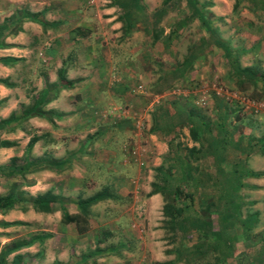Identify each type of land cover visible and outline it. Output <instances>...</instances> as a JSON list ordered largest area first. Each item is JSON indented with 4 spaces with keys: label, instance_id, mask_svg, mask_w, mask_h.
I'll use <instances>...</instances> for the list:
<instances>
[{
    "label": "rangeland",
    "instance_id": "rangeland-1",
    "mask_svg": "<svg viewBox=\"0 0 264 264\" xmlns=\"http://www.w3.org/2000/svg\"><path fill=\"white\" fill-rule=\"evenodd\" d=\"M115 1L117 0H0V19L4 18L6 16L5 14L10 13L11 8L9 7H11L10 5L12 3H16L23 10L27 9L30 11H36L44 4H54L57 7V13L54 14L56 18L64 17L67 14V12H62L63 6L73 7V16L71 15L68 18L67 27L69 28L72 23L77 22L80 24L84 23V21L93 27L94 35H98L99 37V45H101L103 50L110 53L111 62H106V67H110L115 71L116 76L113 74V77L117 78V76L123 73V70L118 73L116 72L120 69H129L127 71L134 70V73H131L132 75H127V96L119 100L121 101L120 104L124 105V110L122 108L119 110L120 114L133 111L135 113H142V130L145 133H149L152 129L156 130L157 127L159 128L160 121H162L160 125H163V127L167 125H164V123L169 122L167 117L160 121L158 118L160 111L164 110L163 107H166L167 104L169 105L170 111H173L176 115L180 113L181 117L184 116L183 112L186 114L188 110H191L194 114L193 119L203 120L210 126V133L208 131V133L204 134V137L200 138L202 144L209 142L213 132H215L216 128L213 122H216L217 119H222L225 129L228 132L225 133L226 139L231 141V145L227 147L232 148V150L234 148L236 151L239 150L242 153L246 152L249 155L246 158L249 159L248 165L264 170V151L260 144V139L264 136V92L261 91L258 82L253 85L251 84V86L248 85L244 91L239 90V85H244V83H238V78L235 77L233 69L224 58L223 50L214 41L217 38L221 42L226 43L238 65L254 66L258 73L259 64L262 65L259 66V71H264V54L262 57L260 54L258 55V44L260 45V41L264 35V9L260 8V6L258 8L257 6H253L247 0H196V7L200 8L214 33L211 35L199 22L196 15L191 13V9L186 4V0H169L165 3H163V0H140V10L132 15L134 25L125 33L124 28L121 27L123 23L121 19L123 11L116 6ZM160 9L164 11L161 16L157 13ZM75 10L78 12H74ZM110 16H113V20L111 21L108 19ZM112 21L118 25V28L112 26ZM39 52L42 53L41 48ZM25 57V61L23 60L12 65L13 71L16 69L20 71L17 81L24 79L22 78L24 76L28 78L27 72L32 67L40 69L36 66L37 63L35 60H31L29 56ZM184 58L185 62L182 63ZM38 63L43 62L38 61ZM19 66H22L20 68L21 70H19ZM33 79L24 82L27 86H30L32 82L37 81V79H34L35 81ZM21 82L24 83L23 81ZM29 92L28 94H30ZM248 101L252 105H248ZM13 111L10 113H13ZM17 123L12 122L10 130H0L1 137L5 135L14 137L17 135L16 139L21 143V146L19 143L16 144L17 147L13 150L14 154L11 156L7 155L6 162L0 165L7 164L12 156L20 158L25 151V146H22V144L27 142L29 137L35 134L36 129L32 124H28L27 121L25 123H22V121ZM61 124L58 123V126L61 127ZM183 124L185 125V123ZM137 125L138 128H136V125L134 126L136 131L140 127L138 123ZM52 129L53 127L48 126L46 128L48 131ZM42 131L44 130L42 129ZM140 131L141 128L139 129V133ZM78 132L76 131V133ZM49 133L57 138L65 134L69 135L66 132L64 134L55 130ZM129 134L131 136L126 135V138L122 141L123 143L125 142L127 151H123L122 148L119 149L121 153H125L126 157H124V161L128 163V161L132 160L129 157H134V159L143 157L142 161H145V165L139 166V164L135 165L130 163L128 172H125L117 161L114 165V168H116L115 174L121 175L122 173H127L128 177L122 188L117 187L119 183L115 180V174L112 175L114 176L113 179L106 169L108 164L111 163L110 161L113 159L118 160V157L112 156L111 160H109L110 158L106 157V152L103 153L102 151L95 152L94 155L92 153L89 156L74 157L73 160L75 161L73 165L71 164L66 168L70 171L62 172L59 176H53V173H51V175L53 174L52 176H48L49 174L47 172L45 174L44 172L35 174L27 173L22 178L23 182L18 185V189L24 191L25 197L34 196L37 193H42V191L50 190L52 193L58 195L59 198H66L65 207H63L65 210L71 212L74 210V206L70 199H74V195H77L78 191L75 187L81 182L78 179H82L81 177L84 175L83 171L80 170L81 164L84 165L86 163L89 171L91 169L95 170L90 172V176L85 180L86 183L91 184L86 189L79 190L81 194L87 191L89 192L90 189L100 188L103 184H115L116 186L111 187V190H113L112 192L114 194L120 196V201L116 204L109 200L96 206H91L90 209L93 212V216L89 218V230L85 235H76V240L71 237L70 234L72 233L67 228H64L65 225L60 222L59 208L47 213L34 209L30 210V206L27 204L26 209L29 210L23 211L19 216L21 218L11 216L12 221H19L23 224H10L1 227L5 228L3 231H5L4 233L6 235H4L8 239L4 240V236L0 235V248L6 243H9V241L21 240L32 233L42 231L50 232L52 235L45 238L41 245L35 242L32 246L22 247L14 253L22 254L25 262H29L30 264H47L52 260H58L68 264L69 260L67 258L70 254L74 255L73 258L78 259L80 257L84 259L75 262L77 264L121 263L122 260L114 262L117 260L111 256L110 251L105 249L106 246H116V243L121 240L118 232L111 233L112 236L108 237L105 242L97 244L94 241L93 235L99 229H113L114 231L117 229L119 231V227H123L121 225L123 221L120 220V216L128 218L124 223L130 229L136 228L142 230V228L148 227L147 220L144 219L142 214L143 206L139 204L137 199L139 196H144V185L150 183V189H152L154 181H159L156 178L155 169L151 172L142 170L144 167L146 169L148 168L150 159L152 163L151 167H154L155 148L150 151L146 147V145H149L150 139H148V136L144 137L143 134L142 136L139 135L133 142L134 137L132 135H136H134L133 131ZM171 134L173 135H171L172 137L169 136L171 137V141H175L176 147L183 155L185 153L188 154L187 149L189 147L192 145L195 146L196 150L191 152L189 156L193 155L195 165L201 166L202 168L198 173V181L202 183V179H205L208 183L209 177L207 176L211 177L212 172H209L207 169L209 162L207 156L210 158L209 155L211 154L205 152L204 147L197 140L191 139L184 128L181 130L178 129L177 131L173 130ZM217 134L220 136L222 133H218L217 131ZM232 137L237 138L236 140H232ZM136 140L138 141L136 142ZM119 145L121 146V144H113V151L115 153H117L120 147ZM93 146L95 147V144ZM21 150L23 152L20 154ZM33 150L35 152H32ZM33 150H29L30 156L38 157L35 155H38L40 149L34 147ZM126 152L130 154L126 155ZM61 153L55 151V154L51 156L59 158L61 157ZM144 153L147 156V160H145ZM170 155V152L166 154V160L168 162L173 157ZM253 155L255 157H252ZM103 158L107 160V163L104 165L101 161ZM121 159H123V156ZM147 162L148 165L146 166ZM242 163L247 164L245 160ZM162 164L166 165V161H162ZM96 169L99 170V174ZM64 174L76 177V179H71L73 183L71 185L72 188L69 186H65L63 189L61 188L60 183H66L60 182L59 177L65 176ZM173 175L172 182L177 183L179 172L175 171ZM247 176H242L241 187H238L241 173L239 182H237L235 172L229 174V177H226V179L224 178V199L227 200L226 203L229 205L228 209L231 208L229 212V218L231 219H239L240 217H245V215L249 218L252 213L255 214V223L251 224L250 222L246 224L248 225L247 232L250 234V240H252V237L253 240H258V258H260L261 255L264 256L261 252V248L264 247V239H262L264 235V178L256 179L251 175L254 178L252 179ZM130 178L134 181L137 179L138 181L131 183L129 181ZM20 179L17 177L16 181L19 182ZM35 180L40 182L37 188L32 186L35 184ZM244 181L250 187L245 188V185H243ZM10 182L11 178H5L0 175V194L10 190ZM82 182H84V179ZM58 186L62 190L57 189ZM197 187L198 190L193 192L195 196L198 195L195 197L194 203H198L200 210L203 207V203L200 205L198 200H202L201 195L205 194L206 187L202 188L199 185ZM237 189L239 192L241 190V194L244 197H240L238 194L235 196L236 193L234 191ZM244 198L247 200L246 203ZM236 204H239V206L237 207ZM141 206L142 208H140ZM238 208H240L241 216ZM136 209L139 212V216L135 212L137 211ZM117 214H119V222L118 218L116 221ZM134 215L136 220L134 219ZM157 216L158 214L153 216V220L155 219L156 221ZM149 227L153 228L155 226L152 225ZM219 235L222 238L220 243L224 244L226 248L228 247V243H233L232 239L234 237L232 235L225 236L223 233H218V237L216 236L218 239H220ZM2 240L5 241H3V244H1ZM95 247H98L99 250H96ZM39 250L42 252L41 256H37L36 254ZM230 252L227 249V253ZM12 255L13 252L7 255V261L11 259ZM123 255L124 257L126 256L125 253ZM191 257L192 252L188 259ZM248 260L250 259L248 258ZM219 261L221 260L219 259ZM238 263L239 260L237 259L235 264ZM246 263L247 261L241 264Z\"/></svg>",
    "mask_w": 264,
    "mask_h": 264
},
{
    "label": "crops",
    "instance_id": "crops-1",
    "mask_svg": "<svg viewBox=\"0 0 264 264\" xmlns=\"http://www.w3.org/2000/svg\"><path fill=\"white\" fill-rule=\"evenodd\" d=\"M10 6V13L5 14L7 17L5 16L0 19V78H5L9 83V85L0 84V119L6 118L12 110H14L13 114L16 116L21 110L31 107L34 104L37 105L38 110H40L39 114L35 113L25 118H19L22 123L27 121L28 124H32L36 129L34 135H37L38 139L33 143L30 150H33L34 147H38L40 152L38 155H35L38 157L42 155H47L53 159L71 157L59 170L43 168L33 172L34 174L43 172L45 174V172H47L49 174L48 176H52L53 174V176H59L62 172L70 171L66 168L71 164L73 165L75 161L73 160L74 157L89 156L92 155V153L94 155V153L98 151H102L103 153L106 152V157H109V160H111L112 156L118 157V160H111V163L108 164L106 168L111 176L116 172L114 165L117 161L125 172H128L130 163L144 166L145 161H142L143 157L134 159V157L128 156L132 160L126 163L124 161V157H126L125 153L123 154V152L121 153L119 151L121 148L123 151H127L124 144L125 142L123 143L122 141L126 138V135L131 136L129 134L131 131L136 135H132V137H134L133 142L139 135L142 136L144 134V137L148 136V139H150V146L146 145L148 150L150 149L151 151L155 148L154 167H151L152 163L150 159L148 168L146 169V167H144L142 170L151 172L155 169L156 178L159 181H154L155 185L152 186V188L155 190L152 192H150V183L144 185V196H139L137 199L139 204L143 206V208L142 206L140 208H142V214L144 219L147 220L148 227L142 228V230L136 228L130 229L127 227V224L124 223L128 218L123 216L119 217V214L116 215V221L119 217L120 220L123 221L121 223L123 227H119V231L117 229L116 231L113 229L109 230L112 234L113 232H118L121 240L116 243V246H106L105 248L110 251L111 256L117 260L114 262L122 260L121 263L117 264H232L233 262V264H235L238 259L241 264L249 258L250 260L248 261L251 264H258V240H253V237L252 240H250L251 237L247 232L248 225L246 224L247 215L239 219L229 218L231 208L228 209L229 205L226 203L227 200L224 199L225 183H223V179H226V177H229V174L235 172L237 182H239L241 173L240 184L238 183V187H241L243 175H250L248 172H258L257 176H252L256 179H263L264 170L250 167V165H248L249 159H246L249 155H247L246 152L242 153L239 150L236 151L234 148L232 150V148L227 147L231 145V141L225 138V133L228 132L225 129L223 120L217 119L216 122H213V124L219 125V127L222 128V130L218 131V133L221 132L222 134L219 136L217 130H215L208 142L214 147V149H209L208 153L211 154L209 155L210 158L207 156L209 160L207 169L209 172H212L211 177L207 176L209 177L208 183L205 179H202V183L198 181V173L202 168L201 166L195 165L193 155L187 156V163H189L187 168L193 172H191L192 178L190 181V184L193 186H190L188 190H198V185L202 188L206 187V195L202 194L201 199L203 202L204 200L210 202L208 208L209 213L207 217H205L202 212H199L198 203H194V199L198 195L195 196L193 194L190 204V217L194 219L204 217L203 219L209 221L208 224L196 228L188 224L187 219L185 220V218H182L181 224L185 226H176L174 228L167 227V216L163 213V205L168 200V195L172 192L171 187L174 185V182H172L174 177L173 172H180L181 167L180 163L174 162L172 157L168 162L166 160V154H169V152L172 154V150L174 149L175 152L184 157L183 153L176 147L175 141H171L170 138L173 136L171 134L173 130L177 131L178 129L181 130L184 128L186 133L189 134L188 129L190 123L188 118H186V114L182 111L184 116L181 117L180 113L176 115V113L170 111L169 105L167 104V108L163 107L164 110L160 111L158 116L159 121L167 117L169 122L164 123V125H167L163 127V125H160V123H162V121H160L159 128L157 127L156 130L152 129L149 133H145L142 130V113H135L133 111L120 114L119 111L120 108L124 110V105H121V101L119 100L127 96V75H132L131 73H134V70H130V72L127 71L129 69H120L116 72L118 73L123 70V73L117 76V78L113 77L115 71L110 67H106L107 63L111 62L110 53L103 50L101 45H99V37L98 35H94L93 27L88 25L89 23L86 21L80 24L77 22L74 24L72 23L69 28L67 27L68 18H70L71 15L73 16V7L69 8L63 6L62 12H67V14H65L64 17L56 18L54 14L57 13V7L54 4L41 5L36 11L23 10L21 9L22 7L16 5V3H12ZM74 12L78 11L75 10ZM27 13H37V16H35V19H32L26 16ZM112 18L113 16H110L108 18L109 21L113 20ZM42 22L44 24H42ZM111 24L118 28V25L113 21ZM76 28L79 29L77 32H75ZM84 31H87V36L81 35ZM40 48L42 49V53L39 52ZM259 54L261 57L264 54V35L260 41V45L258 44V55ZM25 56H29L31 60H35L37 63L36 66L40 69L32 67L27 72L28 78L24 76L22 77L24 79L17 81L20 71H17L16 67V70L13 71L12 65L23 61ZM37 60L43 63H38ZM259 66L262 65L258 64V69ZM18 68L21 70L20 68H22V66ZM60 70L63 72V77L61 79L58 78ZM32 76L34 79H37V81L32 82L30 87L27 86L24 81H31L33 79ZM58 79L63 85L58 84ZM28 92L30 94H28ZM58 123H62L61 127L58 126ZM137 123L140 126L139 129L141 128L140 133L139 129L136 131L134 128L135 125L136 128H138ZM183 123H185V125ZM47 126L53 127V129L48 131L46 130ZM42 129L44 131H42ZM7 130H10V128L5 131ZM54 130L61 133L66 132L69 135L64 133L65 135L59 136L58 138L53 137L49 132ZM76 131L79 132L76 133ZM45 134H47V137L43 136ZM0 138L14 141V144L9 147H0V164H3V162H6L7 155L11 156L14 154L13 150L17 147L16 144L19 143L21 146V143L16 139L17 135L14 137L6 135L1 137L0 135ZM236 138L237 137H232V140H236ZM138 140H136V142ZM116 143L121 144V146L119 145L120 147L117 153L113 151V144L115 145ZM25 144L26 142H24L22 146H25ZM94 144L95 147L93 146ZM55 151L62 152L60 154L61 157H52ZM22 152L23 150L20 151V154ZM32 152H35V150ZM129 154L128 152L126 155ZM122 156L123 159H121ZM144 156L145 160H147L145 153ZM252 157L255 156L253 155ZM243 160H245L247 164H241ZM101 161L103 165L107 163L106 158H103ZM162 161H166V165H163ZM84 165H80V170L83 171L84 175L81 177L82 179H78L81 182L75 187L78 193L74 195V199H70L74 206V210L71 212L66 210L68 213L76 211L75 200L77 196L86 197L104 187H107L109 191L112 192L113 190H111V187L116 186L110 183L103 184L100 188L98 187L94 190L89 188V192L87 191L81 194L79 190H84L91 184L86 183L85 180L90 176V172L95 171L92 169L89 171L86 163H84ZM147 165L148 162L146 163V166ZM185 166H187V164ZM167 171L169 173L168 175ZM97 172L99 174V170H97ZM101 172H103V170H101ZM51 173L53 174L51 175ZM101 174L103 175V173ZM71 176L65 175L59 177L60 182L66 183H60L62 189L63 187L65 188V186L72 188V180L76 179V177ZM252 176L250 175L247 177L254 179ZM113 177L114 176H112V178ZM115 177V180L119 183L117 187L122 188L128 178L127 173H122L121 175L115 174ZM131 178L129 179L131 183L138 181L137 179L134 181ZM164 178L167 179L165 181V188L167 187V189L163 187ZM83 179L84 182H82ZM39 184L40 182L35 180V184L32 186L37 188ZM243 185H245V188L250 187L245 181ZM58 187L57 189L62 190L60 186ZM234 192L236 193L235 196L237 194L240 197L243 196L241 190L239 192L237 189ZM112 193L114 194V192ZM59 199L60 204L64 206L66 198L60 197ZM244 199L246 203L247 200L246 198ZM109 200L117 204L118 201H120V196L117 195V197L113 199L107 198L105 200H99L91 206H96L97 204ZM199 201L200 200H198V202ZM236 206L238 207L239 204H236ZM56 209L57 208L54 210ZM27 210L29 209L22 210L18 207H14L0 212V221H12L13 219L11 216L14 218H21L19 217L20 214ZM30 210L33 209L30 207ZM238 211L241 216L240 208H238ZM135 212L138 214L136 215L139 216L138 210ZM90 213L89 218L93 216L91 209ZM156 214H158V216L155 221V219L153 220V216ZM134 219L136 220L135 215ZM152 225L155 227H149ZM1 227L4 226H0V232H2L0 235L4 236L3 239L6 240L8 238L5 237L6 234L4 233L5 231H3L5 228ZM64 228H67L72 233L70 234L71 237L75 239L77 234L73 230V227L66 224ZM218 233H223L225 236L232 235L234 237L232 239L233 243H228V247L226 248L224 244L220 243L222 241L221 235H219L220 239L217 238ZM112 234L110 236H112ZM4 240L1 241V244L5 242ZM227 249L231 252L227 253ZM191 252L192 257L188 259ZM123 253L126 254L125 257ZM72 257H74V255L70 254L67 258L71 263L78 261L77 258L72 259ZM78 259L81 258L79 257ZM219 259L222 262L219 261Z\"/></svg>",
    "mask_w": 264,
    "mask_h": 264
},
{
    "label": "trees",
    "instance_id": "trees-1",
    "mask_svg": "<svg viewBox=\"0 0 264 264\" xmlns=\"http://www.w3.org/2000/svg\"><path fill=\"white\" fill-rule=\"evenodd\" d=\"M140 0H117L115 1V4L118 8L122 9V28H124V32L127 33L129 29H131L134 25L133 20V13L136 11H139L141 6L139 3ZM169 0H163V3L167 2ZM249 3H252L253 6H257V8L260 6V8L264 9V0H247ZM196 0H186V4L191 9V13L193 15H196L199 22L204 26L206 31L213 35V31L208 25L205 17L203 16L200 8L196 7ZM164 11L160 9L157 11L158 15L161 16V14ZM29 18L35 19V16H37V13H27L26 15ZM42 24H44L42 22ZM79 30L78 28L75 29ZM82 36H87V31H84ZM215 43L223 50L224 58L226 62L229 64V66L233 69L235 77L238 78V83L244 85H239V90L244 91L247 89L248 85L251 86V84H255L258 82V86L261 87V91L264 92V71L256 72V67H251L249 65L246 66H240L236 62V59L233 55H231V50L229 46L221 42L219 39L215 38ZM185 62V58L183 59L182 63ZM62 70L59 71L58 78L61 79L63 77ZM58 79V80H59ZM0 84L9 85V83L6 81L5 78H0ZM59 85H63V83L58 82ZM260 91V92H261ZM254 95V94H252ZM251 95V96H252ZM250 96V97H251ZM253 98V97H252ZM40 110H38L37 105H32L31 107H28L26 109L21 110L16 116L13 113H10L6 118L0 119V130H6L11 128V123H17L21 120L19 118H25L28 116H31L32 114H39ZM193 111L188 110L186 112V118H188L189 121V129L188 132L193 140H197L202 147H204L205 152H209V149L214 147L212 144L205 142L204 144L201 143L200 138L204 137L205 133H208L210 130V126L205 123L203 120L199 119H192L193 117ZM224 116V115H221ZM19 124V123H17ZM154 128V127H153ZM215 128L217 131L222 130L219 125H215ZM210 133V131H209ZM44 137H47V134L43 135ZM226 138V136H225ZM38 139L37 135H32L29 137L28 141L25 145V151L21 155L20 158L16 156L10 157V160L7 164L0 165V175L5 178H11V182L9 183V191L5 192L3 194H0V212H4L8 209L18 207L22 210H25L26 207L29 205L32 209L36 211L41 212H51L55 208L60 209V222L62 224H69L73 227V230L78 236L85 235V233L89 230V221L88 218L90 216V206L94 203H96L99 200H105L107 198L113 199L117 197V195H114L107 187L101 188L98 191H95L94 193L86 196L81 197L77 196L75 200V209L76 211L73 213H68L63 205L60 204V199L58 195L52 193L50 190H46L42 193H37L34 196L25 197L24 191H21L18 189V185L23 182L22 178L27 173H33L37 170L43 169V168H53V169H61L62 166H64L66 161L68 162V158L61 157L60 159H53L47 155H42L39 157H31L29 154V150L33 143ZM262 150L264 151V136L260 139ZM14 144V141L0 138V147H9ZM195 149V146L192 145L187 149V153L184 157L180 156L179 153L175 152V150H172V154L170 156H173L172 159H174L175 162L180 163V172L177 179V183L174 182V185L171 187L172 192L168 195V200L163 205V213L166 218V225L169 228H174L176 226H185L182 225V218L187 219L188 224L195 226L196 228H200L201 226H204L205 224H208V220H205L203 218H191L190 217V204L192 202V196L193 192L195 190L190 191L188 188L190 186H193L190 184L191 178H192V171L188 170V155H190L191 152H193ZM187 164V166H185ZM192 172V173H191ZM167 171V175H168ZM250 175H257L258 172H248ZM21 178L19 182L16 181V179ZM166 178V176H165ZM163 179V187L165 188L166 183L165 181L167 179ZM155 185L154 183L152 184ZM169 186V185H168ZM155 189H151L150 192H152ZM181 199V201H179ZM203 207L200 209L205 217L208 215V208L210 206V202L207 200H201L199 201V204ZM28 204V205H27ZM246 223L254 224L255 223V214H251L249 218H246ZM23 224L19 221H11V222H5L0 221V226H7L10 224ZM208 227V226H207ZM248 228V227H247ZM52 233L50 232H36L30 234L28 237L23 238L21 240H13L9 241V243H6L0 248V264H30L29 262H25L23 255L20 253H14L17 250H19L22 247L30 246L33 243H37L38 245H41L43 240L49 236H51ZM111 231L109 229H99L97 233L93 235L95 243H101L105 242L108 237H110ZM264 239V235L262 237ZM96 250H99L98 247H95ZM106 248V247H105ZM13 255L9 261H7L6 257L8 254L12 253ZM261 252L264 254V247L261 248ZM93 253V251H92ZM37 256H41L42 252L39 250L37 253ZM35 254V255H36ZM89 254V253H88ZM85 255H87L85 253ZM73 258V257H72ZM80 260V259H77ZM83 260V259H82ZM78 262V261H77ZM250 264V262L247 260L246 264ZM49 264H67L60 262L58 260H54ZM68 264H77V263H71L70 261ZM258 264H264V256L261 255L260 258H258Z\"/></svg>",
    "mask_w": 264,
    "mask_h": 264
},
{
    "label": "built area",
    "instance_id": "built-area-1",
    "mask_svg": "<svg viewBox=\"0 0 264 264\" xmlns=\"http://www.w3.org/2000/svg\"><path fill=\"white\" fill-rule=\"evenodd\" d=\"M248 105H252V103L250 102V101H248V103H247Z\"/></svg>",
    "mask_w": 264,
    "mask_h": 264
}]
</instances>
